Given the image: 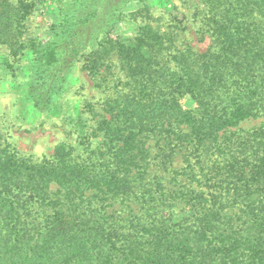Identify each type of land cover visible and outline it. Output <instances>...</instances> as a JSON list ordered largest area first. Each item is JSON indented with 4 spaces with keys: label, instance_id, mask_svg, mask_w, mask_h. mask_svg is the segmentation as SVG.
I'll list each match as a JSON object with an SVG mask.
<instances>
[{
    "label": "trees",
    "instance_id": "trees-1",
    "mask_svg": "<svg viewBox=\"0 0 264 264\" xmlns=\"http://www.w3.org/2000/svg\"><path fill=\"white\" fill-rule=\"evenodd\" d=\"M39 1L0 0V46L34 61L33 108L57 104L77 63L111 75L115 56L124 77L84 156L60 143L34 160L0 136V264H264V121L232 130L264 119V0H199L203 53L151 24L113 38L148 0H61L49 36L28 39Z\"/></svg>",
    "mask_w": 264,
    "mask_h": 264
},
{
    "label": "rangeland",
    "instance_id": "rangeland-1",
    "mask_svg": "<svg viewBox=\"0 0 264 264\" xmlns=\"http://www.w3.org/2000/svg\"><path fill=\"white\" fill-rule=\"evenodd\" d=\"M61 0H40L25 21L28 39H46L52 26L57 22ZM144 8L137 1L125 6L128 18L119 22L111 36L126 39L135 35L142 24H151L162 32H173L174 48L190 47L203 53L211 43L208 33H202L204 25L198 13L203 7L199 0H148ZM134 16V17H133ZM113 60V61H112ZM109 72L101 68V74L108 79V87L103 89L99 74L90 75L83 62L72 68V73L58 98V102L46 111L33 108L27 98L26 85L32 75L34 61L27 50L23 55L10 57L5 46H0V136L19 155L40 160L49 157L53 148L65 143L73 148V155L84 156V147L79 144V136L90 130L94 120L102 113V103L113 94V86L124 77L112 56ZM123 81V80H122ZM183 108H191L193 102L185 97ZM97 117H96V116ZM262 117L242 121L237 128L249 131L262 123ZM95 144V139L91 141ZM182 165L181 157L174 160L176 168Z\"/></svg>",
    "mask_w": 264,
    "mask_h": 264
}]
</instances>
